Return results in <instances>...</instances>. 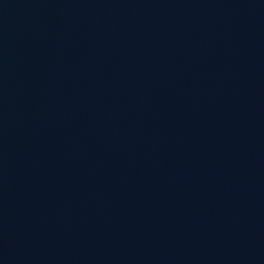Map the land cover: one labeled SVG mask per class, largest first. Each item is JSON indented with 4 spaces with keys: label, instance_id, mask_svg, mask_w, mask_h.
Returning <instances> with one entry per match:
<instances>
[{
    "label": "water",
    "instance_id": "95a60500",
    "mask_svg": "<svg viewBox=\"0 0 264 264\" xmlns=\"http://www.w3.org/2000/svg\"><path fill=\"white\" fill-rule=\"evenodd\" d=\"M0 179L264 264V0H0Z\"/></svg>",
    "mask_w": 264,
    "mask_h": 264
}]
</instances>
